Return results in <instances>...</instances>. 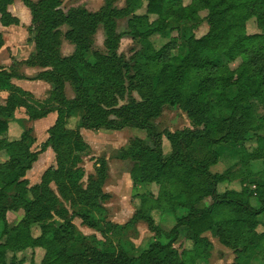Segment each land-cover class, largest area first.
<instances>
[{
	"label": "trees",
	"instance_id": "obj_1",
	"mask_svg": "<svg viewBox=\"0 0 264 264\" xmlns=\"http://www.w3.org/2000/svg\"><path fill=\"white\" fill-rule=\"evenodd\" d=\"M15 1L0 0L4 26L20 23L8 10ZM21 1L31 11L36 52L9 69L0 66V91L10 93L5 105H0V158H6L0 160V222L6 236L0 243V264H19L17 253L38 247L47 250L43 264H196L210 256L213 243L204 236L207 232L239 255L258 248L264 252V231L258 230L264 225V169L254 172L252 168L254 161L264 162V135L259 133L264 129V114L259 116L254 107V102L264 103V33L248 35L246 31L253 17L264 31V0H191L189 5L184 0H124L122 8L117 6L121 0H104L96 12L85 7L65 12L63 0ZM145 2L146 14H138ZM204 9L209 11L210 29L197 38L194 31L203 23L199 13ZM121 19L127 20L123 32L118 29ZM171 23L182 34L181 44L172 40L157 49L151 37L168 31ZM63 27L68 28L66 32ZM101 27L108 53L95 52L93 64L86 55ZM63 37L75 46L70 56L61 55ZM127 37L144 45L131 61L119 53ZM3 44L0 34V47ZM223 57L242 61L232 68L218 62ZM24 64L44 69L30 79L52 85V102H38L12 83L14 78H27L16 73ZM67 82L75 86V99L65 93ZM135 91L141 101L133 96ZM127 93L129 103L118 107L119 98ZM167 105L180 106L196 125L194 130L169 134L173 146L169 155L164 154L161 134L153 125ZM20 107H26L34 121L57 112L42 151L51 147L58 167L45 173L44 182L33 189V198L28 197L25 179L38 160L32 150L33 129L18 139L9 138V124ZM75 112L82 113L81 125L86 129L117 131L134 124L149 132L153 146L137 138L121 156L134 163V184L160 185L156 208L186 211L171 234L187 229L193 249L180 255L171 244L156 241L137 258L84 252L71 239L69 222L53 223L56 196L50 182L69 200L77 197L95 207L99 198L80 186L84 172L77 165L86 144L79 131L66 128L68 116ZM250 142L255 143L252 150ZM223 158L231 164L224 173H213L211 167ZM104 175L103 168L101 178ZM236 180L240 190H219L220 184ZM207 200L211 204L204 206ZM19 208L25 209L26 217L9 230L8 211ZM148 213L145 209L137 216L153 226ZM82 218L96 227L89 216ZM36 223L43 227L39 237L32 234ZM10 253L14 255L9 257Z\"/></svg>",
	"mask_w": 264,
	"mask_h": 264
},
{
	"label": "rangeland",
	"instance_id": "obj_2",
	"mask_svg": "<svg viewBox=\"0 0 264 264\" xmlns=\"http://www.w3.org/2000/svg\"><path fill=\"white\" fill-rule=\"evenodd\" d=\"M184 2L189 5L191 0H184ZM103 5L104 0H63L62 9L68 12L73 8L85 7L90 11L96 12ZM117 6L119 8L124 7L125 1H119ZM146 7L147 3L145 2L137 13L146 14ZM8 10L14 17L19 19L20 23L4 26L1 22L0 14V34L4 41V44L0 47V66L7 69L15 66V62L28 60L36 52L30 9L21 0H16L9 6ZM199 15L203 19V23L194 31L197 38L206 35L210 29L207 21L209 11L201 10ZM67 29V27H63V32H66ZM118 29L120 32L127 29L126 19L118 21ZM246 31L248 35H261L264 33L254 17L247 22ZM181 35L177 29L173 28L171 23L168 31L163 34L153 35L151 41L157 49H160L172 40H177L180 45ZM104 42L105 34L101 27L94 37L92 49L86 55L88 61L93 64L96 62L95 52L108 53ZM142 44L140 40L124 38L120 44L119 53L125 59L131 61L135 54L143 49L144 45ZM74 51L75 46L63 37L61 55L64 57L70 56ZM241 61V59H238L235 62H229L227 58L223 57L218 62L230 64L232 68H236ZM43 70L41 67L24 64L17 68L16 73L27 77L19 79L35 80L30 78L37 77ZM25 74H30L31 77ZM52 89L43 93L42 98H36L32 95L38 102L49 103L53 101ZM1 93L2 91H0V105H5L10 93L7 92L8 95ZM65 93L69 99L77 97L75 86L70 82L66 83ZM132 94L137 100L141 101V96L138 92L135 91ZM129 99L128 93L124 99L119 98L118 107L127 105L130 101ZM254 107L259 116L264 114V103L254 102ZM54 114L57 116V112H54ZM41 120H31L27 108L20 107L16 111L15 119L9 124L10 139L20 138L22 133L30 128L33 129V135L36 138V143L32 150L37 153L38 160L25 177L28 180L29 198H33L34 187L44 182L45 173L52 168L58 167L56 152L51 147L44 152L42 151L44 143L50 137L49 128L53 125L48 127ZM81 121L82 113L75 112L68 116L66 128L79 131L86 144L82 153L79 154L81 160L77 165L84 172L80 181L81 189L85 191L91 189L90 192L95 196L99 195V198L95 207L86 205L85 202L79 201L77 197L69 200L61 195L59 187L54 181L50 182L49 187L56 196L54 202L55 210H52L53 223L56 226H60L69 222L71 225L70 237L75 240L76 245L83 248L84 252L98 250L114 257L126 255L131 258H137L156 241L171 244L172 250L180 255L184 251L193 249L194 240L188 235L187 229H180L178 235L171 234V231L177 225V219L186 211L182 209L171 211L156 208L154 201L160 193V185L157 183L134 184L131 176L134 163L130 159H123L121 156L122 151L128 150L137 138H141L147 144L153 146L149 132L137 128L134 124L127 125L117 131L108 129L90 130L83 128ZM153 125L158 133L161 134L165 155L171 154L173 149L169 134L196 128L187 112L178 105L165 106L162 115L153 121ZM259 133L264 135V129ZM253 147H255V143L250 142L249 149L252 150ZM5 159L3 156L0 158V160ZM254 163L252 167L254 172H260L264 169L262 160L254 161ZM230 164L229 158H223V161L213 165L211 170L214 172L226 171ZM103 168L105 169V175L104 178H101L100 173ZM229 189L240 190L241 183L236 180L232 182L226 181L219 185L221 192ZM252 200L254 202L255 198ZM210 204L211 200H207V203L203 205L207 206ZM145 209L149 212L148 216H151L153 226L145 219H139L137 216L138 212H143ZM83 215L89 216L90 221L94 222L96 227L84 223ZM25 217L26 211L24 208L9 210L7 214L9 230L15 228ZM262 220H264V216ZM258 230L263 232L264 225H260ZM42 232V224L36 223L32 226V234L35 237H39ZM204 236L211 240L213 247L210 251V256L206 259L197 260L196 264H264V252L261 248L252 250L248 254L239 255L234 249L222 244L213 233L207 232ZM5 238L4 224L0 222V243L4 242ZM46 253L47 250L43 247L28 249L16 254L17 262L19 264H43ZM13 255L10 253L9 257Z\"/></svg>",
	"mask_w": 264,
	"mask_h": 264
},
{
	"label": "crops",
	"instance_id": "obj_3",
	"mask_svg": "<svg viewBox=\"0 0 264 264\" xmlns=\"http://www.w3.org/2000/svg\"><path fill=\"white\" fill-rule=\"evenodd\" d=\"M16 58V57H15ZM17 60H20L19 58H16ZM34 70V69H31ZM28 77H31L30 74H25ZM12 83L16 86L19 87L23 90H26L28 92H30L31 94H33L36 98H42L43 93L49 92L52 89V85L42 81V80H27V79H19V78H14L12 80ZM1 94H7V91H2ZM8 95V94H7ZM57 116L54 113H51L49 115V117L47 116L46 118L42 119V123L44 125H47L48 127H50L51 125H54V123L56 122V118ZM255 163H253L254 166ZM212 171V170H211ZM213 173H224V171H219V172H214ZM254 203H256V201H254Z\"/></svg>",
	"mask_w": 264,
	"mask_h": 264
}]
</instances>
